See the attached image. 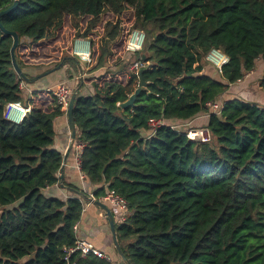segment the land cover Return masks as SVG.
Listing matches in <instances>:
<instances>
[{"label":"trees","instance_id":"trees-1","mask_svg":"<svg viewBox=\"0 0 264 264\" xmlns=\"http://www.w3.org/2000/svg\"><path fill=\"white\" fill-rule=\"evenodd\" d=\"M14 1L0 0V11ZM17 1L0 23L18 34L16 60L27 76L18 49L49 38L65 16L76 27L88 17L86 37L103 13L120 17L129 7L131 28L144 34L140 50L126 51L132 61L112 68L107 60L120 21L105 22L94 77H129L94 81L87 94L76 90L72 109L79 169L97 186L94 196L114 190L126 202L127 216L114 226L125 262L264 264V107L239 99H224L219 113L206 106L264 60V0ZM11 44L0 29V264H110L69 252L82 202L43 194L59 181L64 156L53 148V121L64 111L20 88V81L30 84L13 69ZM211 49L228 58L219 71L205 67ZM133 62L144 68L145 87L121 108L140 81L129 70ZM14 101L30 104L18 123L4 115ZM199 114L209 116L206 142L171 127ZM152 120L165 123L150 130Z\"/></svg>","mask_w":264,"mask_h":264},{"label":"crops","instance_id":"crops-1","mask_svg":"<svg viewBox=\"0 0 264 264\" xmlns=\"http://www.w3.org/2000/svg\"><path fill=\"white\" fill-rule=\"evenodd\" d=\"M48 39L51 38L31 44V46L35 45L36 48H38ZM255 71L256 70L254 68L252 71L246 73L242 79L229 84L227 91L224 94V99H239L253 102L264 107V86L260 87L256 85L257 80H255ZM43 77H40L33 83H29V87L32 90L35 89L38 91V95L35 97L38 100L43 94L42 89L45 90L47 88H54L57 84L52 83V85H47V83L52 81V79L43 80ZM76 90L83 93L84 87L79 85L77 86ZM40 101L45 102L46 98ZM208 117V114H199L198 116L182 123L186 124V122H189V125L192 124L194 126L201 123L203 128H205ZM175 122L178 121H174L173 123ZM53 125L55 129L53 148L61 152L64 156L61 166L62 178H59V181L56 184L43 189L44 196L56 197L60 199H66L68 197L80 198L83 209L80 219L76 224V237L92 243L94 246L104 250L111 258V261H109L110 264H127L118 254L115 248L113 234L105 212L98 205L94 204L93 200H99L105 204L107 203L103 200V196L98 198L94 196L93 192L97 186L90 184L79 169L78 155L81 152V146L78 145L74 140L72 146L68 147L70 144V132L65 112L54 119ZM67 183L76 186L83 193V195L75 192L71 187H68ZM110 209L113 215L114 226L125 220H122L116 210L112 209L111 207Z\"/></svg>","mask_w":264,"mask_h":264},{"label":"rangeland","instance_id":"rangeland-1","mask_svg":"<svg viewBox=\"0 0 264 264\" xmlns=\"http://www.w3.org/2000/svg\"><path fill=\"white\" fill-rule=\"evenodd\" d=\"M117 19L120 21V36L118 41L111 43V53L107 60L108 65H111L113 68V66H118L121 62L123 64L124 60L129 58L127 52L124 49V41L121 39L123 34H129L131 31H133L131 28L133 21L132 9L129 7L123 11L120 17H115L110 13H103L101 16V22L91 29L86 37H83L90 42L92 61L89 64L80 62L77 57L69 53L67 48L71 39L74 37H81L80 35L86 29L89 23V18L86 16L80 18L77 27L71 21L69 16H65L62 25L58 29L51 31L52 35L49 37L51 39L46 40V42L42 43V45H40L38 48H36L35 45H30L28 47L26 45L21 46L17 51V56L23 62V65L25 66V69L30 77L36 76L44 71L49 70L50 68L56 67V64L62 61L64 56H70L71 60L69 63L64 64V66H62L60 69L50 72L42 79H52V81H49L47 85H52V83L55 84L64 80L63 82L69 86L72 92L76 90L77 86L82 85L85 91H83L84 94H87L88 88L93 89L94 81H97L101 84V82L106 78L120 79L125 82L129 77V74L126 72L112 77L106 74L103 77L97 79L94 77L99 71V69L94 68V66L95 58L98 53V47L101 44L100 37L103 33L104 24L107 21L115 22ZM129 59L132 61L131 57ZM204 64L205 67L211 71L213 69L219 71L210 61L206 59V56L204 58ZM255 70V80H257L256 85L260 86L259 81L264 76V60L262 58H258L256 60ZM44 98H46L45 104L48 105V107H51L55 101L54 97L51 94L43 91V94L39 100H43ZM222 98L221 100H224V96ZM188 123L189 122H186V124H177L176 128L181 130H186L190 127L203 128L201 123L195 126L192 124L189 125Z\"/></svg>","mask_w":264,"mask_h":264},{"label":"built area","instance_id":"built-area-1","mask_svg":"<svg viewBox=\"0 0 264 264\" xmlns=\"http://www.w3.org/2000/svg\"><path fill=\"white\" fill-rule=\"evenodd\" d=\"M124 35V34H123ZM121 36V39L124 41L125 51L134 52L141 49L144 41V34L141 31L133 30L129 34H125L124 37ZM68 51L71 55L77 57L80 62L89 64L92 61V52L90 48V42L83 37H74L69 42ZM206 59L210 61L218 70L222 65L226 64L228 58L222 52L216 49H211L207 55ZM140 64L138 62H133L129 66L130 71L138 72ZM20 88H25L29 95L31 96L33 90L30 89L23 81L19 82ZM45 92L51 94L57 104H59L62 110L66 111L72 90L65 82H59L54 88H47ZM32 97V96H31ZM207 108L211 112L219 113L222 106L223 100H213L206 103ZM30 104L24 106L19 101L9 102L4 107L5 118L11 122L18 123L23 116L29 111ZM164 124L162 120H152L150 122V130H153L155 126ZM171 127L176 128V126L171 125ZM181 130V129H179ZM185 135L192 140H199L201 142H206L209 139V133L206 128H188L183 130ZM93 199V198H92ZM103 200L114 210L118 212V215L125 219L127 216V205L125 200L119 196L114 190H108L103 196ZM76 229V225H75ZM78 251L82 256L86 254H93L98 258L111 261L110 256L102 249L94 246L92 243H89L83 239L77 238L75 246L69 249V252ZM69 264V263H68Z\"/></svg>","mask_w":264,"mask_h":264},{"label":"water","instance_id":"water-1","mask_svg":"<svg viewBox=\"0 0 264 264\" xmlns=\"http://www.w3.org/2000/svg\"><path fill=\"white\" fill-rule=\"evenodd\" d=\"M18 1L15 0L13 2V4L11 6H9L7 9L5 10H2L0 11V16L3 15V14H6L10 11H12L16 5H17ZM0 29L5 33V34H9L12 36V44H11V47H10V57H11V63H12V66H13V69L15 70V72L19 75V77L24 80L25 82L27 83H33L34 81H36L37 79H39L40 77H43L47 74H49L50 72L58 69L61 65V63L59 65H57L56 67H53V68H50L49 70L47 71H44L36 76H27L20 68V66L18 65V62L16 60V54H15V51H16V47L18 46L19 44V36L18 34L15 32V31H9V30H6L0 23ZM149 67V66H148ZM144 71V68H140L137 72V75L139 77V84H138V87L135 89V91L128 97V99L122 103H120V107L121 108H125L127 106H132L134 104V99L136 97V95L139 93V91L141 90V88L145 87V82L143 81L142 79V73ZM75 95H76V92L73 91L71 96H70V100H69V103H68V107L65 111V114H66V117H67V124H68V128H69V132H70V144L68 147H71L72 146V143L74 141V138H75V132H76V128H75V124H74V120H73V113H72V109H73V101H74V98H75ZM59 178L61 179L62 178V170L60 169L59 170ZM94 204L98 205L106 214L107 216V220H108V223H109V226L111 228V231H112V234H113V241H114V245H115V248L118 252V254L122 257V259L125 261V257L123 255V253L121 252L120 250V247L117 243V240H116V236H115V227H114V220H113V215H112V212H111V209L109 207L108 204H105L104 202H101L99 200H93Z\"/></svg>","mask_w":264,"mask_h":264}]
</instances>
